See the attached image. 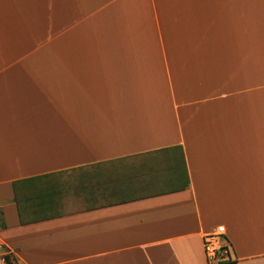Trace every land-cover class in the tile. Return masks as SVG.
I'll return each instance as SVG.
<instances>
[{
    "label": "crops",
    "instance_id": "0c3cea01",
    "mask_svg": "<svg viewBox=\"0 0 264 264\" xmlns=\"http://www.w3.org/2000/svg\"><path fill=\"white\" fill-rule=\"evenodd\" d=\"M264 264V0H0V250L17 264Z\"/></svg>",
    "mask_w": 264,
    "mask_h": 264
},
{
    "label": "built area",
    "instance_id": "2783aa9c",
    "mask_svg": "<svg viewBox=\"0 0 264 264\" xmlns=\"http://www.w3.org/2000/svg\"><path fill=\"white\" fill-rule=\"evenodd\" d=\"M226 228L219 225L204 235V249L210 264H220L232 260L230 245L225 239ZM0 264H17L10 251L0 250Z\"/></svg>",
    "mask_w": 264,
    "mask_h": 264
}]
</instances>
